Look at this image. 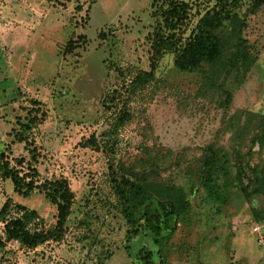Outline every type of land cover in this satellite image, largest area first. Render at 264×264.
Segmentation results:
<instances>
[{
  "label": "rangeland",
  "instance_id": "obj_1",
  "mask_svg": "<svg viewBox=\"0 0 264 264\" xmlns=\"http://www.w3.org/2000/svg\"><path fill=\"white\" fill-rule=\"evenodd\" d=\"M161 2L0 0V152L10 159L30 158L14 132L20 130L17 119L26 121L30 100H38L45 116L27 134L40 153L35 164L39 180L64 176L74 192L60 241H46L36 249L20 243L12 248L7 241L0 247V259L49 264L55 256L61 258L58 264H144L138 256L144 248L154 264H228V217L236 205L249 203L232 187L223 189L216 201L207 200L200 187L192 194L181 168L194 163L208 144L227 148L236 141L248 176L259 175L264 142L253 138L258 117L264 116V8L247 18L244 34L255 63L228 109L197 95L201 76L176 75L172 57L166 55L156 69L157 82L132 98L131 119L116 128V115L101 105V98L128 82L131 69H150L146 35ZM70 38L78 42L71 52L65 46ZM124 96L122 92L119 106ZM91 135L98 149L83 145ZM143 146L173 152L178 165L162 176L183 185L191 201L189 215L158 243L144 231L128 239V225L111 187L117 164L140 155ZM7 198L35 210L44 224L55 223L56 207L43 193L19 195L0 176V208ZM254 202L262 204V197Z\"/></svg>",
  "mask_w": 264,
  "mask_h": 264
},
{
  "label": "trees",
  "instance_id": "obj_2",
  "mask_svg": "<svg viewBox=\"0 0 264 264\" xmlns=\"http://www.w3.org/2000/svg\"><path fill=\"white\" fill-rule=\"evenodd\" d=\"M261 8H264V0H162L152 12L153 29L146 35L150 44V69H131L128 82H123L120 88L113 90V94H105L101 98V105L116 115L114 126L117 128L131 119L130 101L145 87L157 82L156 69L166 55L172 57L176 75L201 76L197 95L211 97L219 108L228 109L234 92L255 63L244 31L247 18ZM101 35L99 33L98 36ZM77 45L78 42L70 38L65 46L71 52ZM114 69L120 72L118 66L115 65ZM122 92L126 94L123 107L119 106ZM30 103L26 121L17 119L20 130L14 132L16 140L25 143L30 158L21 155L10 159L1 151L0 176L9 179L13 191L19 195L26 197L34 191L43 193L56 207L55 223L44 224L35 210L7 198L0 208L4 231L0 247L13 239L28 248H35L46 241H60L74 200V192L66 177L39 180L35 164L40 153L27 133L44 119L45 113L39 109L38 100L31 99ZM258 120L253 139L263 143L264 116H259ZM246 122L243 124L245 127ZM83 145L99 148L94 135ZM141 149L140 155L127 163L121 161L117 164L111 172V187L119 202V212L128 225V239L144 231L154 243H158L162 238L172 236L178 224L189 215L191 201L183 185L162 176L163 171L178 165L173 152L161 153L148 146ZM200 150L194 163L187 162L181 168L190 192L193 194L194 189L200 187L207 200L216 201L223 189L236 188L251 206L255 220L264 223V165L258 176H248L236 141L227 148L208 144ZM257 196L262 197V207L253 201ZM151 255L144 248L138 251L144 264H154ZM0 264L9 262L1 258Z\"/></svg>",
  "mask_w": 264,
  "mask_h": 264
},
{
  "label": "crops",
  "instance_id": "obj_3",
  "mask_svg": "<svg viewBox=\"0 0 264 264\" xmlns=\"http://www.w3.org/2000/svg\"><path fill=\"white\" fill-rule=\"evenodd\" d=\"M254 203L258 205V203ZM258 206L262 207L263 205L259 204ZM231 211L232 215L228 217L231 231L229 230L227 233L229 241L227 247L229 249L227 253L225 252V263L264 264V245L259 246L257 243L259 234L253 233L251 230L253 225H250V223L257 222L253 216L251 206L247 204L236 205ZM256 224L260 226V233L264 237V223L257 222Z\"/></svg>",
  "mask_w": 264,
  "mask_h": 264
},
{
  "label": "built area",
  "instance_id": "obj_4",
  "mask_svg": "<svg viewBox=\"0 0 264 264\" xmlns=\"http://www.w3.org/2000/svg\"><path fill=\"white\" fill-rule=\"evenodd\" d=\"M251 230H252L253 233H258V234H259V236H258V238H257L258 243H259V244H264V237H263V236L261 235V233H260V230H261L260 226H259L258 224H257V225H254V226H252ZM0 237H1L2 239H4L3 223H1V222H0ZM7 243H8V245H9L10 247H12V248H17L18 245H19V242H18V240H16V239L10 240V241L7 242ZM35 249H36V248H35ZM60 261H61V258H57V257L54 256V257L50 260L49 264H58Z\"/></svg>",
  "mask_w": 264,
  "mask_h": 264
}]
</instances>
